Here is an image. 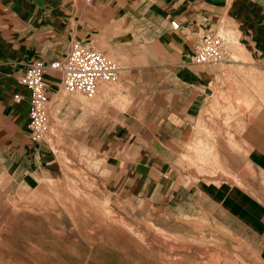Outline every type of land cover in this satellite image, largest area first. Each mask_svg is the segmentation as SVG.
<instances>
[{"label":"crops","instance_id":"1","mask_svg":"<svg viewBox=\"0 0 264 264\" xmlns=\"http://www.w3.org/2000/svg\"><path fill=\"white\" fill-rule=\"evenodd\" d=\"M196 30L225 39L223 64L191 63ZM73 41L114 62L118 78L83 107L47 68L48 140L35 144L20 80ZM68 136L90 161L55 160L52 145ZM82 165L104 173L114 202L151 199L189 219L200 207L234 238L247 227L248 264H264V0H0V264H164L109 257L113 243L91 238L98 197L81 187L92 181L64 172Z\"/></svg>","mask_w":264,"mask_h":264},{"label":"rangeland","instance_id":"2","mask_svg":"<svg viewBox=\"0 0 264 264\" xmlns=\"http://www.w3.org/2000/svg\"><path fill=\"white\" fill-rule=\"evenodd\" d=\"M111 83L104 86L112 89L114 85ZM73 94H76L75 97L83 107H89L90 100L88 99L95 96L89 98L79 93ZM113 99V104H117L116 101L120 100L123 104L125 103L126 108L132 101L129 102L126 98L119 99V97ZM116 109L118 107L115 106ZM68 132L69 130L66 131L67 134ZM46 139L48 140L47 137ZM58 142L59 144L52 145L56 161L82 163L91 160L83 146L72 144L73 139L70 136L59 138ZM195 159L192 161L190 157L187 160L188 165H196L198 161ZM81 167L80 170H65L64 172L69 175L71 173L78 179L92 181L90 186L81 187L83 191L92 190L98 197L97 207L89 212L91 214L89 220L93 225V232L90 236L98 241L99 246L113 243L114 249L109 251V257L121 260L128 258L131 261L145 259L150 261L148 263L160 260L164 264H186L187 259H189V264L191 262L206 264V261L209 264H248L250 259H256L257 250L254 248V238L252 234H249L247 227H235L241 233V239L234 238L222 228L221 224H218L216 219L205 217L200 207L195 206L198 212L194 218L189 219L178 217L175 212L171 213V210L161 213L156 210L151 199L144 204L131 199L128 206L122 205L108 198L109 194L105 190L102 179L105 175L100 169L96 171L95 166L82 165ZM198 173L199 175L207 174L203 170ZM95 179L97 181H94ZM107 198L108 201H106ZM210 208L212 215L218 217L217 206L213 204ZM178 210L183 212L187 211V208L182 206ZM186 229L190 232L187 233ZM187 247L193 248L186 249Z\"/></svg>","mask_w":264,"mask_h":264},{"label":"built area","instance_id":"3","mask_svg":"<svg viewBox=\"0 0 264 264\" xmlns=\"http://www.w3.org/2000/svg\"><path fill=\"white\" fill-rule=\"evenodd\" d=\"M97 1L83 0L86 6ZM171 30L179 29L176 21H170ZM192 54L190 61L194 65L221 64L226 60L225 39L210 31L196 30L192 34ZM61 74V87L64 93H79L85 97L96 94L101 84H108L118 78V66L93 47L73 41L69 52L61 59L52 61L47 67L38 61L32 62L20 83L29 94L28 129L29 137L35 144H41L49 129L48 99L44 74L46 69ZM15 100L19 96L14 97Z\"/></svg>","mask_w":264,"mask_h":264}]
</instances>
